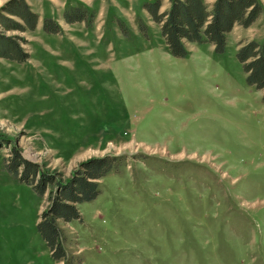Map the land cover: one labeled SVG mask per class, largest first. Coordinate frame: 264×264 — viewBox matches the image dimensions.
<instances>
[{"label": "rangeland", "instance_id": "obj_1", "mask_svg": "<svg viewBox=\"0 0 264 264\" xmlns=\"http://www.w3.org/2000/svg\"><path fill=\"white\" fill-rule=\"evenodd\" d=\"M25 1L35 31L0 27L28 54L0 58V264H264V89L235 57L264 38V0L222 54L186 43L184 58L168 54L146 0ZM76 5L91 26L64 22ZM45 16L59 34L42 31ZM17 152L60 181L85 159H117L81 220L57 221L67 260L35 229L51 185L39 196L7 171Z\"/></svg>", "mask_w": 264, "mask_h": 264}, {"label": "trees", "instance_id": "obj_2", "mask_svg": "<svg viewBox=\"0 0 264 264\" xmlns=\"http://www.w3.org/2000/svg\"><path fill=\"white\" fill-rule=\"evenodd\" d=\"M161 1L146 0L142 8L147 10L151 20L158 26L168 54L180 58L189 54L186 43H208L212 45L213 52L222 54L227 34L233 27L238 24L247 28L263 12L259 0H213L211 7L204 4L203 0H168V6L163 10ZM38 18L37 12H33L25 0H6L0 7V27L6 30L33 32ZM62 18L66 23L83 21L85 25L91 26L92 12L82 5L69 6L65 8ZM117 24L123 36L128 38L126 26L119 21ZM136 24L142 36H147L148 25L139 18ZM40 27L46 34H59L62 31L51 16L43 17ZM15 38L0 31V58L24 62L28 54ZM235 57L245 74V82L257 89H264V38L261 41L253 39L239 42ZM15 154V158L7 160L6 168L17 181L31 185L39 196L51 185L47 194L49 204L41 211L35 229L53 260H67L63 232L57 221L68 223L81 220L78 205L97 197L100 192L97 180L116 167L117 159L111 155L85 159L78 164L69 179L60 181L22 158L18 152Z\"/></svg>", "mask_w": 264, "mask_h": 264}, {"label": "crops", "instance_id": "obj_3", "mask_svg": "<svg viewBox=\"0 0 264 264\" xmlns=\"http://www.w3.org/2000/svg\"><path fill=\"white\" fill-rule=\"evenodd\" d=\"M205 4V3H204Z\"/></svg>", "mask_w": 264, "mask_h": 264}]
</instances>
